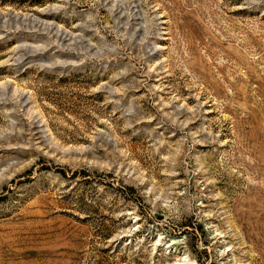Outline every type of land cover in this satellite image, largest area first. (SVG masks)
I'll return each mask as SVG.
<instances>
[{"label":"rangeland","instance_id":"1","mask_svg":"<svg viewBox=\"0 0 264 264\" xmlns=\"http://www.w3.org/2000/svg\"><path fill=\"white\" fill-rule=\"evenodd\" d=\"M264 264V0H0V264Z\"/></svg>","mask_w":264,"mask_h":264},{"label":"bare ground","instance_id":"2","mask_svg":"<svg viewBox=\"0 0 264 264\" xmlns=\"http://www.w3.org/2000/svg\"><path fill=\"white\" fill-rule=\"evenodd\" d=\"M179 264V263H178Z\"/></svg>","mask_w":264,"mask_h":264}]
</instances>
